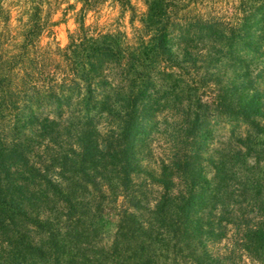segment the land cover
Listing matches in <instances>:
<instances>
[{"label":"trees","instance_id":"1","mask_svg":"<svg viewBox=\"0 0 264 264\" xmlns=\"http://www.w3.org/2000/svg\"><path fill=\"white\" fill-rule=\"evenodd\" d=\"M118 2L134 13L131 0ZM200 2L147 0L133 43L122 32L90 34L81 17L63 49L37 46L47 28L39 22L14 43L19 53L0 52V264H159L168 237L187 244L194 264H226L206 245L227 225L242 229L243 252L264 263V207L255 200L248 224L226 205L227 157L242 165L248 151L264 154V0H238L231 17L197 14ZM205 45L203 74L193 50ZM247 58L248 81L214 84L220 63ZM164 112L172 115L168 159L147 170ZM223 119L259 132L238 138L247 152L211 147V127ZM141 175L162 190L153 207L147 180L135 181ZM121 198L113 242L99 247L103 214Z\"/></svg>","mask_w":264,"mask_h":264},{"label":"rangeland","instance_id":"2","mask_svg":"<svg viewBox=\"0 0 264 264\" xmlns=\"http://www.w3.org/2000/svg\"><path fill=\"white\" fill-rule=\"evenodd\" d=\"M131 3L134 6V13L130 8H123L118 0H100L93 7L88 6V2L85 0H0V52L4 53L5 56L19 53L20 50L15 47L14 43L16 42L17 45H20L24 40L22 37L24 32L29 27L33 28V26L37 29L40 26L39 22L42 24L46 23L47 28L37 39V46L48 45L52 50L58 47L63 49L69 42L70 34L78 29L81 17L84 18L85 26L89 28L90 34L122 32L125 33L129 43H133L140 32V18L147 10V0H131ZM237 5L238 0H201L197 7L194 6L192 8V11L195 9L197 14H205L206 16L215 14L221 17H231L235 13ZM133 15H135V19L132 21ZM206 47L207 45L195 48V51L193 50V53L196 50H200L198 55L195 53L198 57L199 67L203 65V61L199 58L201 53H209L210 47ZM219 69V72L213 78L214 84L217 85L218 83L219 85L217 87L224 89L229 83L238 86L243 81H248V58L241 66L225 61L220 63ZM199 72L204 74L206 67L201 66ZM251 73V76H254L253 71ZM251 76L249 75V78ZM219 77L220 80L217 81ZM210 83L212 82H209L207 90L214 87ZM259 87L264 90V81L260 80ZM212 92L211 96H213ZM247 94L249 99L250 93L248 90ZM241 95L245 96V93L238 92V95L234 93L235 109H238L242 104ZM204 101H207L206 97ZM164 113L160 118L161 123L157 131L152 135V141L150 140L148 143V154L144 161V166L147 170L160 167V162L168 159L171 142L165 133L168 129L165 123L168 122L170 124L172 122V115L168 112ZM260 124L264 126V121H261ZM247 133L250 136L259 132L252 126L238 125L229 119H223L211 127L209 144L211 143L213 149L219 148L220 151H228V153L229 151L231 153L235 151V153H238V150H242L245 153L248 149L246 150L245 146L238 142V138L247 136ZM263 147L264 145H259L258 151L260 153L261 149H264ZM227 158L226 164L231 161L234 168L229 172L232 187L227 189L229 195H227L228 201L226 205L230 207L229 209L233 208L240 213V223L248 222V224H253V205L255 200L259 201V204L264 207V154L258 156L257 152L248 151V157L241 159L243 161L242 165L239 163V156H235L233 159L231 157ZM207 176L210 179L215 176V171L210 166ZM146 180V187L152 193L150 200L146 202L153 207L155 199L162 190L159 185L151 182L146 175L135 178L137 184ZM245 183H247V186H245ZM147 189H143V191ZM113 206H117L120 210L123 206V198L118 203L113 204L110 202L108 208L110 213L103 214L102 228L100 227L98 230L100 233V236H98L100 242L98 244L99 247L102 246L106 249L113 242L116 225L119 220L116 209L112 210ZM216 212V214L223 213L220 209ZM246 237H248V241L251 238L249 233ZM242 239H245L242 229L238 230L235 225H227L226 236L218 243H207L206 251H209L208 255L212 256V258L210 257L211 259H220L226 264H264L253 260L243 252ZM165 245H159V264H194L189 258L190 249H188L187 244H176L172 237H168ZM191 245L197 247V251L204 250V247L201 248V245L197 242H193Z\"/></svg>","mask_w":264,"mask_h":264}]
</instances>
